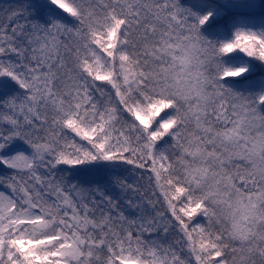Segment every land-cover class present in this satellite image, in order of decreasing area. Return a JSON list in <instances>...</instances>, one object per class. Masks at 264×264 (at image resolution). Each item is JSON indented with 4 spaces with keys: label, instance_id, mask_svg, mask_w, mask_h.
Segmentation results:
<instances>
[{
    "label": "snow or ice",
    "instance_id": "snow-or-ice-1",
    "mask_svg": "<svg viewBox=\"0 0 264 264\" xmlns=\"http://www.w3.org/2000/svg\"><path fill=\"white\" fill-rule=\"evenodd\" d=\"M0 264H264V0L0 3Z\"/></svg>",
    "mask_w": 264,
    "mask_h": 264
},
{
    "label": "rangeland",
    "instance_id": "rangeland-1",
    "mask_svg": "<svg viewBox=\"0 0 264 264\" xmlns=\"http://www.w3.org/2000/svg\"><path fill=\"white\" fill-rule=\"evenodd\" d=\"M8 0H0V3H6ZM146 179H145V181L143 182V183H145L146 184Z\"/></svg>",
    "mask_w": 264,
    "mask_h": 264
}]
</instances>
